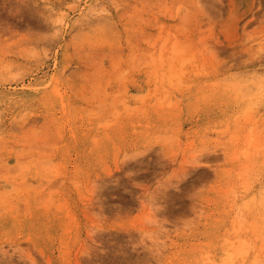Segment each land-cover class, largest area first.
<instances>
[{
	"label": "rangeland",
	"instance_id": "374dc122",
	"mask_svg": "<svg viewBox=\"0 0 264 264\" xmlns=\"http://www.w3.org/2000/svg\"><path fill=\"white\" fill-rule=\"evenodd\" d=\"M237 250L264 264V0H0V264Z\"/></svg>",
	"mask_w": 264,
	"mask_h": 264
},
{
	"label": "bare ground",
	"instance_id": "6f19581e",
	"mask_svg": "<svg viewBox=\"0 0 264 264\" xmlns=\"http://www.w3.org/2000/svg\"><path fill=\"white\" fill-rule=\"evenodd\" d=\"M253 197H254V196H253ZM242 245H243V244H242ZM244 245H245V244H244ZM262 245H263V244H262ZM242 248H243V247H242ZM242 248H241V249H242ZM235 249H236V248H235ZM238 251H239V250H237V253H238ZM245 252H247V251H246V250H242V251H239V253H238V257H240V258L243 259V260L241 259V262H239L240 264H246V261L244 260V258H245L246 256L248 257V255L245 254ZM237 253H236V254H237ZM227 255L230 256L231 254L227 253ZM232 255H235V252H232ZM232 255H231V256H232ZM256 255H258V254H256ZM256 255H255V256H256ZM232 257H233V256H232ZM240 258H239V259H240ZM205 259H206V258H205ZM223 259H224V258H223ZM230 259H231V258H230ZM206 260H207V259H206ZM231 261H232V260H231ZM248 262H249V261H248ZM237 263H238V262H233L232 264H237ZM201 264H202V263H201ZM212 264H213V263H212ZM218 264H227V262L222 261L221 263H218ZM250 264H255V263H254V261H253V262H251ZM262 264H263V263H262Z\"/></svg>",
	"mask_w": 264,
	"mask_h": 264
}]
</instances>
